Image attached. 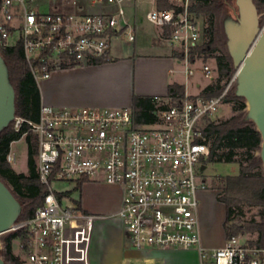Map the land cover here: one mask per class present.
I'll list each match as a JSON object with an SVG mask.
<instances>
[{"label": "built area", "instance_id": "2783aa9c", "mask_svg": "<svg viewBox=\"0 0 264 264\" xmlns=\"http://www.w3.org/2000/svg\"><path fill=\"white\" fill-rule=\"evenodd\" d=\"M50 4L48 11L41 6ZM134 0H1L0 47L22 45L35 81L53 71L113 60V40L129 42L135 31L127 20L126 5ZM170 8L146 15L156 27L169 30V40L180 45L189 67L191 50L201 40L200 17L192 11L196 0H170ZM72 5V11L63 10ZM108 8L99 12L85 10ZM181 11L177 13V9ZM264 14H261V17ZM264 29V23L262 24ZM212 78V70L203 66ZM192 75L194 71L188 69ZM235 77L215 98L202 95L171 103L153 111L155 121L139 124L133 107H53L41 105L37 122L16 117L19 131L27 123L37 139V173L47 188L44 204L35 214L15 224L8 233L22 231L26 248L18 253L25 264H93L92 238L99 216L79 207L63 205L57 183H105L122 191L118 218L126 233L125 248L197 249L200 264H264V248L226 239L213 251L202 246L200 195L209 188L204 172L211 156L205 135ZM170 100L158 99V107ZM9 163L16 161L8 156ZM206 167L204 171L201 169Z\"/></svg>", "mask_w": 264, "mask_h": 264}, {"label": "trees", "instance_id": "16d2710c", "mask_svg": "<svg viewBox=\"0 0 264 264\" xmlns=\"http://www.w3.org/2000/svg\"><path fill=\"white\" fill-rule=\"evenodd\" d=\"M231 0H196L192 6L195 15L208 17L210 27L205 30L208 41L191 50L190 61L215 55L217 63L218 79H216L203 92L205 98L220 96L225 90L226 84L233 78L236 70L233 61L226 48V38L222 32L221 17L224 14L227 2ZM259 14L264 13V0H253ZM161 7L170 8L165 0H159ZM1 5V0H0ZM264 15L262 16V24ZM0 53L6 60L11 75V81L16 90V116L27 121L37 122L40 117L42 105L41 92L37 81L31 74L24 58L23 48L20 43L15 46L0 47ZM182 58V55L179 54ZM98 62L95 64H101ZM69 68V67H68ZM67 67L63 69H68ZM73 68V67H70ZM226 80V84L222 81ZM186 97L185 87L177 83L170 84L168 94L164 102L158 107L157 98L135 96L133 109L139 124H150L155 121L153 111L157 108L167 109L171 103L181 101ZM226 102H239V107L234 109V115L222 122L207 119L205 135L211 146L209 163L225 162L238 163L236 156L240 150L247 154L245 163L240 162V173L235 176H227L222 179V192L218 194V200L225 206L226 218L224 230L226 238L239 236L243 233H257L256 240L249 242L264 248V218L262 221H234L237 208L247 204L250 206L264 207V167L260 158L262 138L253 122H246L247 105L243 98L235 95V84L225 96ZM25 137L29 152V174H18L8 161L11 153V145ZM38 154L36 136L29 131L27 123H24L19 131L14 128V122L0 133V180H2L13 192L23 206V213L19 221L32 217L36 210L44 204L47 188L40 183L37 173ZM258 170V172H256ZM82 186L80 185L79 188ZM79 207L83 209L81 202ZM3 249L0 253L6 264H25L22 255L15 253L14 241L19 240L23 248H26V237L22 231L4 234L1 238Z\"/></svg>", "mask_w": 264, "mask_h": 264}, {"label": "crops", "instance_id": "0c3cea01", "mask_svg": "<svg viewBox=\"0 0 264 264\" xmlns=\"http://www.w3.org/2000/svg\"><path fill=\"white\" fill-rule=\"evenodd\" d=\"M80 1L86 4L88 0ZM151 3V10L166 8L160 6L159 0H152ZM140 4V0H134L126 5L127 20L135 31V40L129 42L124 35L114 39L112 43L113 60L110 62L53 71L49 79L38 83L42 104L53 107L125 108L133 107V99L135 96L154 97L158 99L166 98L170 84L177 83L184 86L186 95L189 97L201 95L202 92L210 86H206L196 94L189 92L188 81L195 75V71L191 68L193 62L190 61L189 67L186 65L183 61V56L182 58L179 57V54H181L180 45L173 44L169 40V30L156 27L149 23L146 15L151 10L144 15L140 14V12H138ZM102 9L103 8L88 9L85 5L86 11L99 12ZM103 10L109 9L104 8ZM176 64L185 65V77L183 81L171 78L175 72ZM188 69H192L194 73L189 75L187 73ZM212 75V78L205 76L209 78V80L215 81V74L212 73ZM122 81H124L125 87L122 86ZM71 85H73L75 90L71 89ZM194 85L196 88H201V83L199 81L195 82ZM114 86L122 87V91H119L121 93V99L117 101L119 103L100 106L103 105L102 103H105L100 98L101 89L103 87L113 89ZM68 87L72 90V93L70 92L69 96L60 97L59 93L61 90L67 89ZM106 103L114 102L107 101ZM90 184L94 183H85L83 186ZM118 190L121 194V208L122 191L119 188ZM200 197L202 198V206H205L206 200L209 198L208 193L204 191L201 193ZM120 208L113 210L110 214H116ZM83 209L89 212L84 207ZM92 213L100 215L98 213ZM200 224L201 240L204 248L213 251L225 244L227 239L225 230L223 239L217 244H211L210 237L203 234L201 218ZM175 250L177 249L144 250L141 251L144 254H141L137 262L141 264H176L175 261L178 260L179 264H185L191 259L195 264H198L200 255L197 250H186L188 254L185 256L176 255Z\"/></svg>", "mask_w": 264, "mask_h": 264}, {"label": "rangeland", "instance_id": "374dc122", "mask_svg": "<svg viewBox=\"0 0 264 264\" xmlns=\"http://www.w3.org/2000/svg\"><path fill=\"white\" fill-rule=\"evenodd\" d=\"M151 1L152 0H140L141 4L139 5L138 12L144 15L149 10H151ZM167 1L169 4L171 3L170 0ZM49 7L50 4L47 2L45 5L41 6V10L48 11ZM63 10L72 11L73 6H66ZM224 14H222L221 17V27ZM200 18V26L202 31L199 45L208 41L209 37L205 33V30L210 27L208 17L201 15ZM219 54V52H216L211 57ZM211 57L209 56L206 59L201 57L197 59L195 63L191 64V68L195 71V75L191 77L190 81H188V89L190 93L196 94L200 90H203L206 86L211 85L214 82L213 80H209V78L205 76L203 72L204 64L208 65L212 70V73L215 74V80L218 79L216 59ZM184 70V64H176L175 72L171 76V78L174 80L183 81L185 77ZM197 81L201 83V88L195 87L194 84ZM222 84H226V80H223ZM122 86L125 87L124 81H122ZM71 89L75 90L73 85H71ZM120 90L122 91V87L120 86H114L113 89L103 87L101 89L102 94L100 93V98L105 103H102L103 105L100 106H107L108 104H118L119 102L117 101L121 99V93L119 92ZM70 92L72 93V90H70L68 87L67 89L61 90L59 96H69ZM107 101L114 103H106ZM239 105V102H226L221 104L218 112L213 116L212 120L217 123L226 121L234 115V109L239 107ZM11 154L15 155L16 157L15 163L12 164L14 171L18 174H29V152L27 139L25 137L21 138L19 141H15L12 143ZM246 156V152L244 150H240V152L236 156V160L238 161V163L208 162L207 164V169L204 172V176L207 179L209 185V188L205 191V193H208L209 198L206 200L205 206H202V198L200 197L199 217L202 221L203 234L207 237H210L211 244H217L224 237L223 224L226 218V209L225 206L217 198L218 194L222 192V179L227 176L238 175L240 173L239 163H245ZM256 172H258V170H256ZM54 188L61 194H63L64 192L69 193L63 196V205L71 206L74 202L82 201L83 207L89 212L98 213L101 216H108V218L99 220L94 227L91 248V260L93 264H141L140 262H137V260L140 258L141 254L144 253L125 248L127 236L123 229V225L118 218L111 217L110 214V212H112L113 210H117L118 208H120L121 194L118 188L107 185L105 183L85 185L81 188H79L76 183H57ZM263 218L264 207L250 206L247 204H244L237 208L234 214L235 222L251 220L259 222L262 221ZM239 237L241 241H250L256 240L258 238V234L243 233L240 234ZM18 248L19 240H15V253H18ZM160 250H174V248H165ZM175 251V254L180 256H185L188 254L186 250L182 249H177ZM175 262L176 264H179L178 260H176ZM185 264L195 263L190 259ZM198 264H200L199 259Z\"/></svg>", "mask_w": 264, "mask_h": 264}, {"label": "water", "instance_id": "95a60500", "mask_svg": "<svg viewBox=\"0 0 264 264\" xmlns=\"http://www.w3.org/2000/svg\"><path fill=\"white\" fill-rule=\"evenodd\" d=\"M181 11L179 7L177 13ZM226 48L236 70L235 95L247 105L246 122H253L261 134L260 158L264 167V29L253 0H231L222 18ZM16 90L10 69L0 53V133L16 119ZM206 167L201 170L204 171ZM23 206L0 180V253L2 236L10 232L23 213ZM0 264H6L0 255Z\"/></svg>", "mask_w": 264, "mask_h": 264}]
</instances>
